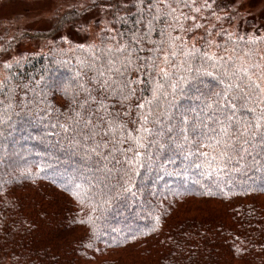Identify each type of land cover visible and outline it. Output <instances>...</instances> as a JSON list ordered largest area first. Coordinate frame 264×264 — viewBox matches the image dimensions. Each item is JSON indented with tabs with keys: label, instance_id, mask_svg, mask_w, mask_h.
Segmentation results:
<instances>
[{
	"label": "trees",
	"instance_id": "1",
	"mask_svg": "<svg viewBox=\"0 0 264 264\" xmlns=\"http://www.w3.org/2000/svg\"><path fill=\"white\" fill-rule=\"evenodd\" d=\"M235 3L197 0L183 9L194 17L184 21L192 29L171 35L231 57L264 88V21L246 18ZM63 6L48 30L32 32L52 42L47 50L19 51L31 33L0 32V264H264V153L221 159L215 125L201 115L204 101L221 91L222 73L205 66L209 74L192 82L178 56L175 93L167 87L166 98L137 109L153 100L155 84L143 76L128 101L104 100L134 137L137 113L152 109L145 125L152 134L142 146L129 140L122 147L132 151L111 156L75 121L83 124L98 109L105 93L94 78L106 72L112 51L146 31L137 21L146 22L147 0ZM161 40L167 36L154 29L141 46ZM129 76L137 79L136 72ZM261 99L248 105L257 115ZM105 167L113 169L110 179ZM77 204L86 208L85 222Z\"/></svg>",
	"mask_w": 264,
	"mask_h": 264
},
{
	"label": "snow or ice",
	"instance_id": "2",
	"mask_svg": "<svg viewBox=\"0 0 264 264\" xmlns=\"http://www.w3.org/2000/svg\"><path fill=\"white\" fill-rule=\"evenodd\" d=\"M196 2L197 0H147L149 15L146 22L137 21V23H145L146 31L143 35H134L130 43L122 44L113 50L107 61L106 72L98 71L94 79L99 80L100 88L105 95L98 102V109H91V115L83 120V124L80 120L75 121L77 129L85 131V138L92 139L97 149H108L111 156L117 152L123 154L132 151L131 146L127 149L123 148L124 143L131 140L140 145L144 134H152V130L145 126L151 114V108L148 114L137 113L140 127L135 131L140 135L134 137L131 131L125 134L126 124L122 122L121 114L108 111L109 107H115V105H106L104 100L114 98L121 104L128 101L136 93L133 85L142 82L143 76L148 77L149 81L155 84L152 90L153 100L137 103V109H145L146 104L152 105L153 101H159L161 96L166 98L167 87H171L175 93L176 84L172 83V77L178 67L176 58L180 56L183 59L179 66H188L187 71L192 73V82L201 74H209L202 73L205 66L222 73L221 91L215 93L212 99L205 100L201 109V115L215 125L210 128V131L219 136L217 144L223 145L221 159L231 160L232 154L237 152L251 153L258 150L264 153V111L257 115L254 108L248 107L257 96L262 98L261 102H264V88L251 79L246 68L230 63L231 57L225 58L208 50L202 51L195 45L188 46L182 36L171 35V32L177 30L187 32L192 29L193 26L185 28L184 21L194 20V17L185 13L183 9L191 8V5ZM141 3H144V0H141ZM204 3L207 4L208 0H204ZM157 24L164 27L157 28ZM194 27L198 28L200 25L195 24ZM154 29L158 35L167 36V40H161L151 48L142 47V43L148 41ZM140 53H149V55ZM160 53H163L164 66H161ZM194 64H198L199 67L194 68ZM130 72L137 73L136 80L131 79ZM180 79L184 80L185 77ZM89 99L95 100L91 96ZM205 127L208 125L205 124ZM233 136L236 137L235 140L232 139ZM96 137H100V140L96 141ZM241 139H243L242 143H240Z\"/></svg>",
	"mask_w": 264,
	"mask_h": 264
},
{
	"label": "rangeland",
	"instance_id": "3",
	"mask_svg": "<svg viewBox=\"0 0 264 264\" xmlns=\"http://www.w3.org/2000/svg\"><path fill=\"white\" fill-rule=\"evenodd\" d=\"M64 2L65 0H0V32L1 34H6L7 30L11 33L10 35H12L13 32H22L23 34L25 32L31 33L29 35L30 38L24 39V43L19 46V51L47 50L48 44L52 42L49 41V39L46 40L43 38L33 39L34 37L31 38V35H33L32 32L48 30L52 25L53 15L56 12L55 10L60 6L64 8ZM235 4L243 10L242 13L246 18L252 16L264 21V0H236ZM90 29L93 31L90 25H88V30L90 31ZM78 35L80 34L76 36ZM83 36V39H85L86 36ZM90 37L93 38L94 34L90 35ZM17 51V49L13 50L12 54L17 53ZM8 57L9 56L5 57L3 60ZM73 144H75V142H73ZM107 168L106 170L105 167L106 172L103 175L104 179H110L113 174V169H110V167ZM238 169H242V167ZM200 178L202 179L203 176ZM223 182L224 181H222V183ZM142 186L149 187L145 183ZM108 190L110 191V189ZM77 205L82 211L81 219L85 222L86 208L80 204Z\"/></svg>",
	"mask_w": 264,
	"mask_h": 264
}]
</instances>
